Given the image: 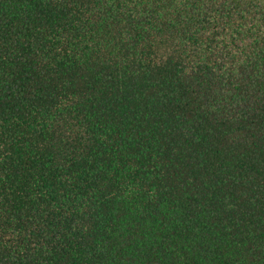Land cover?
Listing matches in <instances>:
<instances>
[{"label":"trees","instance_id":"obj_1","mask_svg":"<svg viewBox=\"0 0 264 264\" xmlns=\"http://www.w3.org/2000/svg\"><path fill=\"white\" fill-rule=\"evenodd\" d=\"M0 264H264V0H0Z\"/></svg>","mask_w":264,"mask_h":264}]
</instances>
